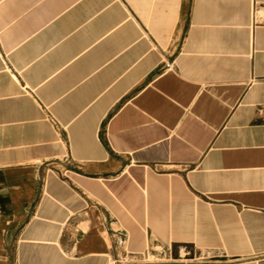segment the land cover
<instances>
[{
    "label": "crops",
    "instance_id": "0c3cea01",
    "mask_svg": "<svg viewBox=\"0 0 264 264\" xmlns=\"http://www.w3.org/2000/svg\"><path fill=\"white\" fill-rule=\"evenodd\" d=\"M0 264H264V0H0Z\"/></svg>",
    "mask_w": 264,
    "mask_h": 264
},
{
    "label": "built area",
    "instance_id": "2783aa9c",
    "mask_svg": "<svg viewBox=\"0 0 264 264\" xmlns=\"http://www.w3.org/2000/svg\"><path fill=\"white\" fill-rule=\"evenodd\" d=\"M166 68H169V65L168 64H166Z\"/></svg>",
    "mask_w": 264,
    "mask_h": 264
}]
</instances>
